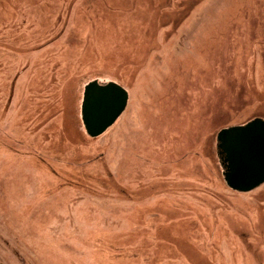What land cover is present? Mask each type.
Returning a JSON list of instances; mask_svg holds the SVG:
<instances>
[{"label": "rangeland", "instance_id": "rangeland-1", "mask_svg": "<svg viewBox=\"0 0 264 264\" xmlns=\"http://www.w3.org/2000/svg\"><path fill=\"white\" fill-rule=\"evenodd\" d=\"M94 81L129 94L97 138ZM255 119L264 0H0V264H264L218 149Z\"/></svg>", "mask_w": 264, "mask_h": 264}, {"label": "water", "instance_id": "water-1", "mask_svg": "<svg viewBox=\"0 0 264 264\" xmlns=\"http://www.w3.org/2000/svg\"><path fill=\"white\" fill-rule=\"evenodd\" d=\"M128 92L111 82H91L85 87L82 120L88 135L97 138L125 112ZM219 156L227 185L238 192H251L264 184V120L222 130L218 134Z\"/></svg>", "mask_w": 264, "mask_h": 264}]
</instances>
